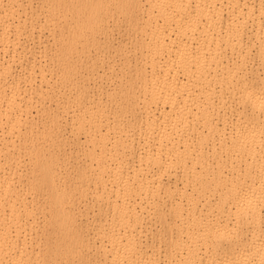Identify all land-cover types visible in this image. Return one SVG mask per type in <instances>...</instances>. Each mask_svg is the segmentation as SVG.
Here are the masks:
<instances>
[{
  "label": "bare ground",
  "instance_id": "bare-ground-1",
  "mask_svg": "<svg viewBox=\"0 0 264 264\" xmlns=\"http://www.w3.org/2000/svg\"><path fill=\"white\" fill-rule=\"evenodd\" d=\"M262 80V0H0V264H261Z\"/></svg>",
  "mask_w": 264,
  "mask_h": 264
},
{
  "label": "snow or ice",
  "instance_id": "snow-or-ice-1",
  "mask_svg": "<svg viewBox=\"0 0 264 264\" xmlns=\"http://www.w3.org/2000/svg\"><path fill=\"white\" fill-rule=\"evenodd\" d=\"M262 15H264V0H262ZM259 113L261 123V135L264 140V80L261 81L259 87L256 85H245L240 96V116L242 121L247 119L252 121L256 118V114ZM262 205H264V179H262ZM254 208L252 200H246L243 205V212L245 214L251 213ZM237 221L234 226L228 227V225H221L216 229L213 234L214 243L218 248H228L232 244H243L246 242L247 225L242 222L241 211L237 212ZM228 224L231 225L232 221L229 219ZM260 230L262 236H264V206L261 207V221ZM95 264H103L102 261L95 262ZM203 264V262H201ZM213 264H255L252 260L244 261H232L223 260L219 262H213ZM264 264V260L261 261Z\"/></svg>",
  "mask_w": 264,
  "mask_h": 264
},
{
  "label": "rangeland",
  "instance_id": "rangeland-1",
  "mask_svg": "<svg viewBox=\"0 0 264 264\" xmlns=\"http://www.w3.org/2000/svg\"><path fill=\"white\" fill-rule=\"evenodd\" d=\"M84 203H85V202H84ZM84 203H83V204H84ZM83 204H82V205H83ZM46 230H49V229H46ZM48 232H49V231H47L45 234L47 235ZM92 236H94L93 233H92ZM44 244H45V239H44V236H43L42 245H44ZM93 260H94V257H93Z\"/></svg>",
  "mask_w": 264,
  "mask_h": 264
}]
</instances>
